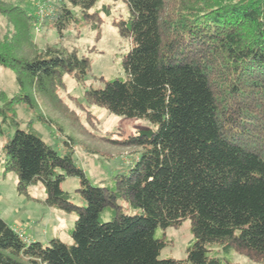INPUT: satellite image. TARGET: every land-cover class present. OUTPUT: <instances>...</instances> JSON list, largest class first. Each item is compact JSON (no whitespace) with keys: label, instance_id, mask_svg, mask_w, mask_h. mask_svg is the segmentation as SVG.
Segmentation results:
<instances>
[{"label":"trees","instance_id":"trees-1","mask_svg":"<svg viewBox=\"0 0 264 264\" xmlns=\"http://www.w3.org/2000/svg\"><path fill=\"white\" fill-rule=\"evenodd\" d=\"M97 1L59 0L52 14L65 19L57 21L59 32L72 16L69 6L100 20L88 12ZM123 1L128 17L114 24L130 40L124 76L85 95L155 128L112 140L138 153L112 186L92 184L71 151L59 154L19 126L15 104H32L20 91L26 81L85 74L89 60L39 49L30 36L32 15L0 3L12 25L0 40V66L14 72L20 91L8 99L0 91V135L3 124L14 126L0 167L15 173L20 193L41 184L44 203L76 216L71 245L57 237L24 240L0 217V264H222L214 248L264 263V0ZM67 176L78 178L84 206L62 189ZM123 198L131 211L122 209ZM185 219L192 235L185 257H160L168 240L157 229Z\"/></svg>","mask_w":264,"mask_h":264},{"label":"rangeland","instance_id":"rangeland-1","mask_svg":"<svg viewBox=\"0 0 264 264\" xmlns=\"http://www.w3.org/2000/svg\"><path fill=\"white\" fill-rule=\"evenodd\" d=\"M0 3L22 6L31 14L30 36L39 49L57 48L61 53L75 51L78 57L89 60L85 74L74 72L57 73L46 78L43 84L35 85L26 81L20 89L32 100L15 104L19 126L34 131L42 140L59 154L68 151L77 167L82 169L94 185L112 186L118 175L137 157V148L112 142L134 134L139 129L155 128L146 118L127 117L110 113L106 107L87 99L89 88L103 87L115 77L124 76L122 56L130 47V40L119 35L114 22L126 20L128 7L123 0H98L88 12H95L89 18L81 14L78 6H69L72 16L59 32L57 21L52 14L59 0H0ZM92 22L99 24L91 27ZM12 32V25L6 15L0 13V40ZM0 91L5 99L19 91L14 72L0 66ZM14 126L3 124L0 135L1 147L10 138ZM13 171L0 167V217L13 227L19 228L28 240H39L43 244L57 237L67 245L73 243L70 232L76 218L74 213L65 212L43 202L45 192L41 184L28 188L29 195L19 192ZM79 181L76 176H67L61 187L71 195V200L81 206L84 200L76 192ZM124 211H131L126 198L118 201ZM135 211V210H133ZM109 211L101 219L109 218ZM164 235L168 244L163 247L160 257L184 258L185 248L190 242V220L179 225L157 229L156 235ZM214 255L222 264H264L248 258L244 253L214 248Z\"/></svg>","mask_w":264,"mask_h":264},{"label":"built area","instance_id":"built-area-1","mask_svg":"<svg viewBox=\"0 0 264 264\" xmlns=\"http://www.w3.org/2000/svg\"><path fill=\"white\" fill-rule=\"evenodd\" d=\"M15 230L20 237H22L24 240H28V238L24 235V233L20 229H15Z\"/></svg>","mask_w":264,"mask_h":264},{"label":"crops","instance_id":"crops-1","mask_svg":"<svg viewBox=\"0 0 264 264\" xmlns=\"http://www.w3.org/2000/svg\"><path fill=\"white\" fill-rule=\"evenodd\" d=\"M7 222V221H6ZM8 223V222H7ZM9 224V223H8ZM10 225V224H9ZM10 226H12V225H10ZM13 227V226H12ZM14 229H19V228H16V227H13ZM31 240H34V239H31Z\"/></svg>","mask_w":264,"mask_h":264}]
</instances>
